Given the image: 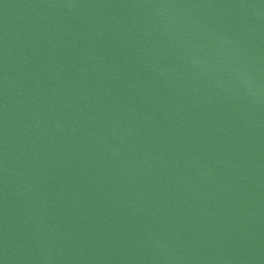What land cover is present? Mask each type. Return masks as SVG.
<instances>
[{"label": "water", "instance_id": "obj_1", "mask_svg": "<svg viewBox=\"0 0 264 264\" xmlns=\"http://www.w3.org/2000/svg\"><path fill=\"white\" fill-rule=\"evenodd\" d=\"M0 264H264V0H0Z\"/></svg>", "mask_w": 264, "mask_h": 264}]
</instances>
